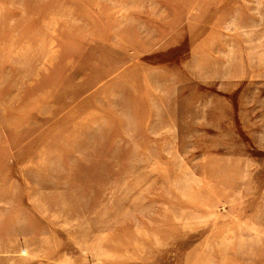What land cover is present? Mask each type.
Segmentation results:
<instances>
[{
  "label": "rangeland",
  "instance_id": "obj_1",
  "mask_svg": "<svg viewBox=\"0 0 264 264\" xmlns=\"http://www.w3.org/2000/svg\"><path fill=\"white\" fill-rule=\"evenodd\" d=\"M0 264H264V0H0Z\"/></svg>",
  "mask_w": 264,
  "mask_h": 264
}]
</instances>
